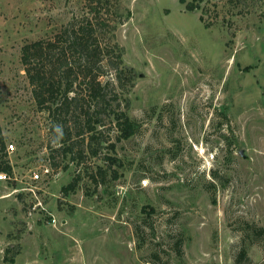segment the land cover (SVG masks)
<instances>
[{
  "label": "rangeland",
  "instance_id": "374dc122",
  "mask_svg": "<svg viewBox=\"0 0 264 264\" xmlns=\"http://www.w3.org/2000/svg\"><path fill=\"white\" fill-rule=\"evenodd\" d=\"M183 1L118 0L129 16L113 41L131 81L116 90L138 129L101 150L121 166L95 187L75 164H47L49 118L20 62L24 44L54 39L85 1L0 0V129L14 147L0 264H264V0Z\"/></svg>",
  "mask_w": 264,
  "mask_h": 264
},
{
  "label": "trees",
  "instance_id": "16d2710c",
  "mask_svg": "<svg viewBox=\"0 0 264 264\" xmlns=\"http://www.w3.org/2000/svg\"><path fill=\"white\" fill-rule=\"evenodd\" d=\"M84 1L87 13L61 26L54 39L24 44L20 62L36 107L47 111L49 118L47 164L53 172L75 164L86 171L97 187L107 185L109 178L115 180L118 175L113 166H121L119 159L110 153L98 157L101 150L114 152L115 142L134 136L138 126L120 106L116 90L131 81V69L123 65L121 48L113 41L116 26L123 23L129 12L126 17L118 12V0ZM201 1L187 2L186 10L198 8ZM109 70L114 72V81H102ZM110 130L117 133L112 143L108 139ZM6 157L0 129V171L12 175ZM88 157L101 159L102 165L94 166V171L89 169ZM80 180L77 173L61 188V193L73 192ZM134 228L137 237L139 226ZM257 232L263 234L262 229ZM174 248V254L181 257V241L174 242ZM153 257L158 259L157 254ZM241 258L248 260L244 249L239 250L236 260Z\"/></svg>",
  "mask_w": 264,
  "mask_h": 264
},
{
  "label": "built area",
  "instance_id": "2783aa9c",
  "mask_svg": "<svg viewBox=\"0 0 264 264\" xmlns=\"http://www.w3.org/2000/svg\"><path fill=\"white\" fill-rule=\"evenodd\" d=\"M13 150H14V147L11 143L6 146L7 152H12ZM29 177H30L31 182H37V180H39V178H40V174H39V172L34 171V172L30 173ZM12 179L13 178L10 175H8L4 172H0V181L1 182L10 181Z\"/></svg>",
  "mask_w": 264,
  "mask_h": 264
}]
</instances>
